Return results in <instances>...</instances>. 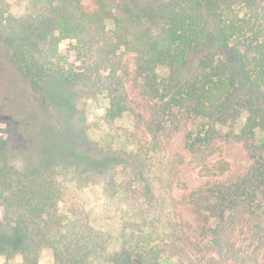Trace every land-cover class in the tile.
Segmentation results:
<instances>
[{"label":"trees","instance_id":"16d2710c","mask_svg":"<svg viewBox=\"0 0 264 264\" xmlns=\"http://www.w3.org/2000/svg\"><path fill=\"white\" fill-rule=\"evenodd\" d=\"M92 2L89 11L82 0H0V123L31 124L46 109L63 117L79 96H102L104 122L130 114L142 138L107 152L106 166L84 169L67 160L18 167L9 139L0 136V257L39 264L48 251L52 264H264L231 245L238 231L264 237V0ZM12 5L20 11L12 13ZM123 52L133 54L146 101L138 111L129 105ZM184 122V147L196 158L217 140L242 141L251 158L229 182L220 178L223 164L202 166L216 180L188 198L210 225L197 244L161 217L159 182L171 176L157 169L168 173L167 133ZM131 182L151 217L135 212L137 219L108 227L68 198L93 184Z\"/></svg>","mask_w":264,"mask_h":264},{"label":"rangeland","instance_id":"374dc122","mask_svg":"<svg viewBox=\"0 0 264 264\" xmlns=\"http://www.w3.org/2000/svg\"><path fill=\"white\" fill-rule=\"evenodd\" d=\"M82 2L86 10L92 9V0ZM11 11L18 13L20 6L12 5ZM64 47L63 42L60 48L63 50ZM4 53L5 51L0 49V60H6ZM120 56L129 65L125 77L129 105L133 111L141 110L146 101L139 91L133 54L123 52ZM159 72L164 70L161 69ZM22 89L26 98L29 97V88L22 84ZM106 108L107 100L102 96L97 98L79 96L69 105L68 112L63 117L52 112V109H46L47 111L40 112L39 117L35 119L36 122L31 124L21 120L15 121L13 125L0 123V136L9 139L13 147L11 161L21 168L26 164L38 167L40 163L53 160L76 161L84 169H91L93 165L102 168L106 166L104 157L107 152L131 149L136 141L142 138V129L134 128L130 114L116 120L112 125H107L103 120ZM61 119L63 121L65 119L74 132H64L62 127L64 123L60 122ZM186 124L187 122H184L178 129H170L167 133V147L162 164L168 173L157 169L158 176H161L162 172L163 176L165 174L171 176L169 183L159 182L160 205L163 212L161 217L165 216L166 219L184 228L197 244L207 238V233L203 230L210 225L206 223L203 212L192 207L188 198L197 186L216 180V176L205 173L207 169L202 166L206 162L209 165L223 164L226 169L220 178L229 182L246 172L251 164V158L242 141L223 140H217L207 156L196 158L184 147L183 135ZM121 180L126 182L128 179L117 178L116 183H122ZM68 198L79 210L87 212L91 219L108 227L119 226L123 219H137L135 212L137 214L142 212L148 217L153 215L152 209L146 210V205L141 201L136 182L126 183L122 188L118 185L111 188L103 183H97L72 192ZM232 241L231 245L238 253L251 254L254 259L264 262V237L259 241L251 240L244 231H238ZM19 261V256L7 261L0 257V264H16ZM52 263L50 252L43 251L39 257V264Z\"/></svg>","mask_w":264,"mask_h":264}]
</instances>
